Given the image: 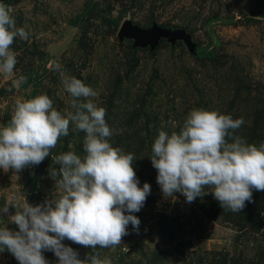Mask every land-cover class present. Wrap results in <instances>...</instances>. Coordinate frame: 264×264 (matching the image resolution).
<instances>
[{
  "label": "rangeland",
  "instance_id": "rangeland-1",
  "mask_svg": "<svg viewBox=\"0 0 264 264\" xmlns=\"http://www.w3.org/2000/svg\"><path fill=\"white\" fill-rule=\"evenodd\" d=\"M90 1L0 0L11 8L17 27L29 33L27 40L17 37L11 45L17 56L12 76L0 74V127L10 122L17 101L41 94L62 114L74 112L63 72L98 93L92 99L106 109L113 130L109 142L134 155L139 187L145 182L151 187L142 209L133 213L140 220L138 230L129 224L121 245L92 249L62 243L80 259L99 253L111 264H264V212L247 204L241 212L223 210L207 187V194L192 203L179 192L166 197L150 159L162 126L169 134L179 132L193 109L243 117L233 135L250 144L264 142V0H98L108 16L120 20L117 28L96 11L86 12ZM124 21L184 29L195 47L166 37L152 50L149 44L133 46V37L118 35ZM203 47L212 49L213 58L198 56ZM20 75L27 82L14 87ZM85 136L70 122L68 135L39 165L19 173L0 169V208L8 201L26 199L36 206L57 199L60 190L50 172L60 165L52 157L69 151L83 157ZM15 211L9 205L8 213H0V226L18 231L9 220ZM43 255L58 264L53 252ZM0 264L19 262L5 250Z\"/></svg>",
  "mask_w": 264,
  "mask_h": 264
},
{
  "label": "clouds",
  "instance_id": "clouds-1",
  "mask_svg": "<svg viewBox=\"0 0 264 264\" xmlns=\"http://www.w3.org/2000/svg\"><path fill=\"white\" fill-rule=\"evenodd\" d=\"M11 12L0 3V74L7 77L17 64L11 45L17 37L29 38ZM61 79L75 111L62 114L46 94L17 101L10 122L0 127V169L19 173L39 165L60 137L68 135L70 122L86 133V155L69 151L52 157L60 165L50 172L60 190L57 199L36 206L26 199L8 201L0 208V213H8L9 205L16 209L9 220L19 229L0 226V253L7 250L19 264H49L44 251L53 252L58 264H111L107 258L100 259L99 253L80 259L62 241L92 249L121 245L129 224L138 230L140 220L133 213L142 209L151 187L147 182L139 187L134 155L109 142L113 130L106 122V109L92 99L98 93L63 72ZM26 82L27 77L20 75L12 83L18 88ZM244 123L243 117L193 109L179 132L169 134L162 126L150 159L164 196L179 192L192 203L207 194V187L223 210L241 212L246 202H252L253 190L264 191V142L257 146L233 135Z\"/></svg>",
  "mask_w": 264,
  "mask_h": 264
},
{
  "label": "water",
  "instance_id": "water-1",
  "mask_svg": "<svg viewBox=\"0 0 264 264\" xmlns=\"http://www.w3.org/2000/svg\"><path fill=\"white\" fill-rule=\"evenodd\" d=\"M119 37L122 36L134 38L133 46L136 44L139 45H150V49H154L155 45L158 42V39L161 37H166L168 41L175 43L176 39H182L189 49L195 47V43L192 42L191 36L184 29L176 28L170 29L165 26H161L153 22L149 27L141 28L132 24L131 21H124L122 26L119 29Z\"/></svg>",
  "mask_w": 264,
  "mask_h": 264
},
{
  "label": "trees",
  "instance_id": "trees-1",
  "mask_svg": "<svg viewBox=\"0 0 264 264\" xmlns=\"http://www.w3.org/2000/svg\"><path fill=\"white\" fill-rule=\"evenodd\" d=\"M96 11L100 17L102 18V20L108 24V25H112L114 28H117L120 25V20L118 18H113L111 16H108L104 9L101 7V5L99 4L98 0H91L89 5L86 8V12H93ZM212 49L209 47H203V48H199L198 51V56L203 58V59H207V58H213V54H212ZM258 129H255L253 132V137L255 139V142L258 140V136H256L258 133L257 131ZM261 135H264V132H261ZM252 139V138H251ZM260 144H258L257 146H259ZM256 203V204H255ZM246 204L250 207L253 206L254 208H258L259 211L264 212V191H255L253 190V195H252V202H246ZM255 208V209H256Z\"/></svg>",
  "mask_w": 264,
  "mask_h": 264
}]
</instances>
